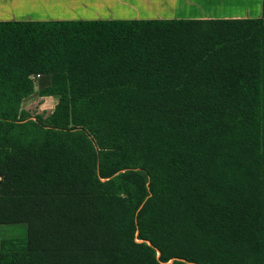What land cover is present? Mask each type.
I'll list each match as a JSON object with an SVG mask.
<instances>
[{
    "label": "trees",
    "instance_id": "16d2710c",
    "mask_svg": "<svg viewBox=\"0 0 264 264\" xmlns=\"http://www.w3.org/2000/svg\"><path fill=\"white\" fill-rule=\"evenodd\" d=\"M36 79L56 103L31 116ZM23 223L0 264H264V0L0 22V225Z\"/></svg>",
    "mask_w": 264,
    "mask_h": 264
},
{
    "label": "crops",
    "instance_id": "0c3cea01",
    "mask_svg": "<svg viewBox=\"0 0 264 264\" xmlns=\"http://www.w3.org/2000/svg\"><path fill=\"white\" fill-rule=\"evenodd\" d=\"M262 10L263 0H0V22L244 20Z\"/></svg>",
    "mask_w": 264,
    "mask_h": 264
},
{
    "label": "rangeland",
    "instance_id": "374dc122",
    "mask_svg": "<svg viewBox=\"0 0 264 264\" xmlns=\"http://www.w3.org/2000/svg\"><path fill=\"white\" fill-rule=\"evenodd\" d=\"M35 85V92L22 103V110L28 112L31 116L48 113L56 103V98L54 97L45 98L38 95V90L40 89L39 80L36 79ZM26 226L27 225L24 223L0 225V243L1 241L6 240V242H15V245L19 246V242L26 239Z\"/></svg>",
    "mask_w": 264,
    "mask_h": 264
},
{
    "label": "built area",
    "instance_id": "2783aa9c",
    "mask_svg": "<svg viewBox=\"0 0 264 264\" xmlns=\"http://www.w3.org/2000/svg\"><path fill=\"white\" fill-rule=\"evenodd\" d=\"M35 78H38V76H36Z\"/></svg>",
    "mask_w": 264,
    "mask_h": 264
}]
</instances>
